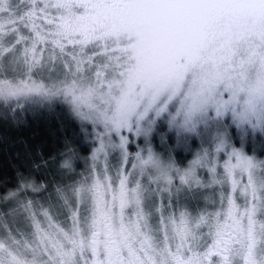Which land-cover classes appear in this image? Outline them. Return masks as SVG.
<instances>
[{
  "label": "snow or ice",
  "instance_id": "6c2138e0",
  "mask_svg": "<svg viewBox=\"0 0 264 264\" xmlns=\"http://www.w3.org/2000/svg\"><path fill=\"white\" fill-rule=\"evenodd\" d=\"M41 113L0 264H264V0H0V122Z\"/></svg>",
  "mask_w": 264,
  "mask_h": 264
},
{
  "label": "trees",
  "instance_id": "16d2710c",
  "mask_svg": "<svg viewBox=\"0 0 264 264\" xmlns=\"http://www.w3.org/2000/svg\"><path fill=\"white\" fill-rule=\"evenodd\" d=\"M60 120L58 113H41L20 125L0 122V178L11 177L14 168L27 161L30 149L38 145L45 150L55 148Z\"/></svg>",
  "mask_w": 264,
  "mask_h": 264
}]
</instances>
